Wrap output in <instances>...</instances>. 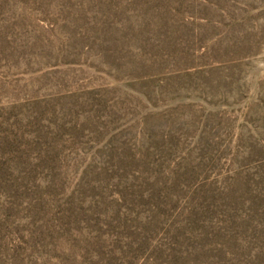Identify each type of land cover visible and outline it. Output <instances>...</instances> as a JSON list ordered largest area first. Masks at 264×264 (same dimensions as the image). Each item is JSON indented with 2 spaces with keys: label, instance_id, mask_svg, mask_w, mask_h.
<instances>
[{
  "label": "rangeland",
  "instance_id": "obj_1",
  "mask_svg": "<svg viewBox=\"0 0 264 264\" xmlns=\"http://www.w3.org/2000/svg\"><path fill=\"white\" fill-rule=\"evenodd\" d=\"M0 264H264V0H0Z\"/></svg>",
  "mask_w": 264,
  "mask_h": 264
}]
</instances>
